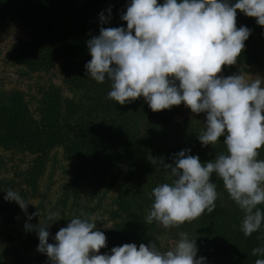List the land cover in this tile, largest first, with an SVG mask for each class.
<instances>
[{
	"label": "clouds",
	"instance_id": "9594fccd",
	"mask_svg": "<svg viewBox=\"0 0 264 264\" xmlns=\"http://www.w3.org/2000/svg\"><path fill=\"white\" fill-rule=\"evenodd\" d=\"M238 9L264 26V0H130L121 16L126 28L101 27L99 35L87 41V76L97 83L111 82L109 99L124 105L143 97L154 112L183 103L195 114H206L205 129L198 134L203 147H215L224 137L226 153L218 152L206 162L192 155L191 148L174 153L173 163L149 156L174 179L152 189L147 225L179 228L205 212L212 214L219 195L214 173L244 213V235L251 236L264 224V209L259 207L264 205V159H258L264 148V80L249 81L242 73L218 75L223 66L236 64L251 35L247 26L237 27ZM108 20L101 12V23ZM4 199L15 201L28 215L25 230L37 232V251L52 264H207L206 257L197 258L196 239L183 231L165 252L150 241L101 253L107 236L97 228L99 218L88 214H73L49 243L56 213L33 225L30 221L40 211L28 214L31 202L19 191L8 187ZM250 254L261 257L255 264H264V246Z\"/></svg>",
	"mask_w": 264,
	"mask_h": 264
},
{
	"label": "rangeland",
	"instance_id": "374dc122",
	"mask_svg": "<svg viewBox=\"0 0 264 264\" xmlns=\"http://www.w3.org/2000/svg\"><path fill=\"white\" fill-rule=\"evenodd\" d=\"M80 1L89 6V2L97 5L99 0ZM47 2L0 0V198L5 206L0 211V264H21L16 260L18 250L23 255L40 258L43 264H52L46 254L37 251L38 236L33 237L31 231L25 230L28 215L15 201L4 199L8 187L19 191L33 203L28 206V214L41 210L40 216L32 217L30 222L33 225L39 224L40 220L46 221L49 212L57 214L58 220L48 229L49 243L55 242L56 232L67 226L73 214H86L88 209L96 206L91 214L99 218L97 228L107 236V247L100 250L104 253L125 243L134 242L137 246L148 244L146 234L143 235L141 227L138 231L136 223L130 220L122 206L134 180L140 175L143 178V174L155 175L157 170L163 171L162 176H156L160 179L159 185L171 183L174 179L167 177L162 166L153 165L149 158L143 162L138 159L142 157L141 151L145 150L137 153V148L142 147L136 148V139L130 138L119 144L106 133L108 128L123 129L127 117L132 116L124 117L126 110L135 106L137 99L114 108L116 101L109 99L107 93L103 94L107 88L103 85L111 82L97 83L87 76L84 65L91 59L87 41L95 36L94 26H84L80 20L72 21L69 17L65 19V14L61 13L63 17L59 19L62 23L55 21L56 24L49 26L48 33L41 37L38 47L34 44L31 47L35 38L24 21L31 18L40 20L42 5L47 8ZM55 2L53 0L51 4ZM72 2L70 0L69 4L72 5ZM129 2L113 0L109 4L110 8L121 13L126 12ZM256 19L237 10V27H255ZM65 24L68 28L64 31H68V36L63 32ZM256 57V54H248L244 49L233 65L237 68H222L218 75L242 73L249 81L255 78L264 80V63L258 70L253 69L251 62ZM244 61L247 64L245 68L239 64ZM73 96L72 114L79 122V128L75 130L69 125L72 121L66 119L63 105L65 97ZM185 112L192 118L191 121H199L205 127V113L195 114L186 106ZM149 120L144 117V122ZM175 120L181 122L182 115H175ZM193 131L196 132L195 140L186 146L192 149V155H199L202 162L214 159L218 152L226 153V145L221 138L215 147H203L198 139L199 132ZM142 132V136L147 133L145 130ZM162 159L167 161L165 156ZM138 163L142 165L138 166ZM212 181L217 189L223 185L215 173ZM152 189H143L149 200L141 213L144 216L153 203ZM142 223L146 224L144 220ZM187 224L189 222L181 225L183 232H186ZM152 228H155L151 232L156 236L160 251L165 252L175 246L179 236L169 234L171 228L166 229L156 222L149 225V230ZM213 232L215 235L217 230ZM260 246L264 243L254 248ZM225 254L223 251L224 260L220 261L221 257L213 247L207 256V264L229 263ZM236 256V261L229 264H255L256 259L261 258L250 255L249 260H244L242 253Z\"/></svg>",
	"mask_w": 264,
	"mask_h": 264
},
{
	"label": "trees",
	"instance_id": "16d2710c",
	"mask_svg": "<svg viewBox=\"0 0 264 264\" xmlns=\"http://www.w3.org/2000/svg\"><path fill=\"white\" fill-rule=\"evenodd\" d=\"M52 1L53 0H48L47 8L42 5V9L40 11V20L31 18L24 21V24L28 25V28L32 30L33 37L35 38L34 42L30 44L31 47L32 44L38 47L41 37L46 35L48 33V29L51 26H54L56 22L58 24L62 23V20L59 19L60 16H62L61 13L65 14L63 15L65 16V19L69 17L72 19V21L76 20V22H78V20H80L84 26H94L96 28L95 36L99 35L101 27H127V22L121 19V16L123 13H125V11H121V13H119L117 10H113L111 8V13L108 12V9L112 7L109 3H113V0H99L97 5H92L93 2H89V4H91L89 6H87L85 1L80 0L74 2L71 0L72 5L69 4L70 0H56L55 3L51 4ZM161 3H163V0ZM106 4L109 5L107 6ZM101 12H104L105 16L109 17L108 22L105 24H102L100 21ZM66 28L68 27L65 24L63 28L64 33L68 32L64 31ZM249 29H251V35L245 41L244 49L248 54H256V60L253 58V62L251 63L253 69L258 70V67L262 66L264 63V27L257 24V26H252ZM68 34L69 33H67L66 36H68ZM245 62L246 61L241 63L239 62V64L245 68L247 67ZM223 68L230 70L236 69L237 66L225 65ZM103 87H107L103 92V94H106L111 90V83L108 85L105 84ZM64 100L65 102L63 105L66 109V119L68 118V121H72L71 124L69 122L71 128L74 130L78 129L79 122L76 120V118H74L71 108V103L74 102L75 97H65ZM114 103V108L116 105L119 107V103ZM129 109L130 110H126L124 117L127 115L132 116L130 118L127 117L123 129L119 130V128H108L106 133L110 134V136L113 137L115 141H118L119 144L124 143V140L127 141L130 138L136 139V148L142 147L141 149L137 148V153L139 150H145L141 151L142 157H138L141 162L147 160L149 156L154 154L156 157L160 156L158 159H162L165 156L167 163H173L171 159L172 155L179 152L181 149L189 148V146L187 147L186 145L194 142V136L196 135V132L194 133L193 130H197L200 133L205 129V127H203L199 121H191L192 118L185 112V105L183 103L179 106H173L171 109H164L154 112L145 102L144 98L140 97L137 99V104H135V106H130ZM177 114H181L183 118V120L179 123L175 120V115ZM145 116L150 119L148 122H144ZM117 118L120 119L121 114L118 115ZM114 124L117 126L119 125L118 122H115ZM142 125L144 126L141 130L140 127ZM144 130L145 132L147 131V133L146 135L142 136V131ZM78 132L79 131L77 130L76 133ZM123 133H125L124 137ZM221 139L224 140V137L222 136ZM258 159H264V148L260 150V156ZM139 165H142V163H138V166ZM162 173L163 171L157 170L155 175L154 173L143 174V178L140 175L134 180L133 185L130 187L131 189H129L127 195L125 196V200L122 205L125 211L128 212L130 220L136 223L138 231L141 227L140 229L143 235L146 234L145 238L148 240L147 243L150 241H156V236L153 232H151V230L155 228L149 230V225L142 223L145 216L141 213H143L145 203L147 201L149 203V200L146 198L147 194H144L143 189L145 187L154 188L158 186L160 179L156 178V176L160 177L163 175ZM217 191L219 195L216 201V209L214 212L212 214L205 212L203 215L197 218L199 219L196 221L197 223L194 220L187 224L188 226L185 230L191 239H196L198 246L197 258L200 256L207 258L209 252L213 249V247H215L217 249L218 255L221 257L220 261L224 260L222 258L224 256L223 251H225V255L228 257L229 263L235 262L237 257L236 255H239L240 253L244 255V258L242 259L249 260L251 258V254H248L247 252L252 251L255 245L257 246L261 243H264V226L262 225L261 229L257 232H254L251 236H245L240 230L244 213L230 198L222 184L220 185V188L217 189ZM95 207H92L90 210L88 209L86 214L92 215L91 213H94L96 209ZM259 207L264 209V205H260ZM4 208L5 206H3V202L0 198V211H2ZM38 211L41 210L39 209ZM36 223L38 222L36 221ZM183 226L179 228H171L169 234L178 236V233L183 230ZM214 229L217 230L215 235L213 232ZM31 235L33 237L38 236L35 230L31 231ZM212 236L215 238L213 241ZM16 260H18L21 264L24 262H26V264H43V260L40 258H33L32 256H28L26 254L23 255L20 250L16 252Z\"/></svg>",
	"mask_w": 264,
	"mask_h": 264
}]
</instances>
